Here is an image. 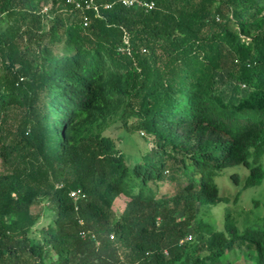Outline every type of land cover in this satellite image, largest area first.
<instances>
[{
  "label": "trees",
  "instance_id": "16d2710c",
  "mask_svg": "<svg viewBox=\"0 0 264 264\" xmlns=\"http://www.w3.org/2000/svg\"><path fill=\"white\" fill-rule=\"evenodd\" d=\"M147 1L0 0V264H264V223L205 218L223 170L234 203L264 179V0ZM119 114L153 142L132 168Z\"/></svg>",
  "mask_w": 264,
  "mask_h": 264
},
{
  "label": "rangeland",
  "instance_id": "374dc122",
  "mask_svg": "<svg viewBox=\"0 0 264 264\" xmlns=\"http://www.w3.org/2000/svg\"><path fill=\"white\" fill-rule=\"evenodd\" d=\"M128 121L125 124L124 119L120 118V114L117 115L103 126V134L108 135L117 143V147L124 155L127 166L132 168L135 164L142 161L143 153L153 148V142L150 138L140 134V131L136 128L138 121L135 118L131 117ZM233 173H238L240 178L243 179L248 175V170L243 168V166L230 167L223 170L222 174L216 177L215 181L221 194L229 198L231 202H222L205 207V218L216 229L220 230L223 228L225 212L230 206L233 208L237 226L240 230L246 226L253 228L262 226L264 223V179L260 185L243 190L238 201L234 203L233 198L240 191V186L236 185L232 180L231 175ZM125 203V198H118L114 209H123ZM39 210L43 214L36 225V232L53 218L50 212L45 210L44 205H41ZM35 235L38 234L36 233ZM220 264H247V260L245 257L239 259L233 251H230Z\"/></svg>",
  "mask_w": 264,
  "mask_h": 264
},
{
  "label": "built area",
  "instance_id": "2783aa9c",
  "mask_svg": "<svg viewBox=\"0 0 264 264\" xmlns=\"http://www.w3.org/2000/svg\"><path fill=\"white\" fill-rule=\"evenodd\" d=\"M121 5L124 7H139L144 9L145 11H150L155 8V2L154 1H147V0H119ZM67 3L70 5H73L75 9L79 10H87V9H93L97 15L100 13V6L95 3V0H67ZM104 9H110L112 7V4L106 3L102 5ZM47 9H45L46 11ZM88 23V19L85 16L83 20V25L86 26ZM127 42V41H125ZM79 191L74 190L71 191L70 196L77 200L79 198ZM113 238V237H111ZM191 239V235L188 234L186 237L180 240V244H184L185 241H189ZM165 254L167 252L165 251Z\"/></svg>",
  "mask_w": 264,
  "mask_h": 264
}]
</instances>
